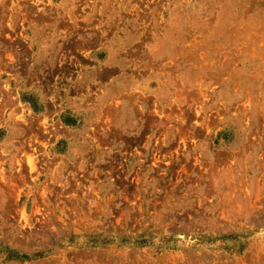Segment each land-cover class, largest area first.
Returning a JSON list of instances; mask_svg holds the SVG:
<instances>
[{
	"label": "rangeland",
	"instance_id": "374dc122",
	"mask_svg": "<svg viewBox=\"0 0 264 264\" xmlns=\"http://www.w3.org/2000/svg\"><path fill=\"white\" fill-rule=\"evenodd\" d=\"M0 264H264V0H0Z\"/></svg>",
	"mask_w": 264,
	"mask_h": 264
}]
</instances>
